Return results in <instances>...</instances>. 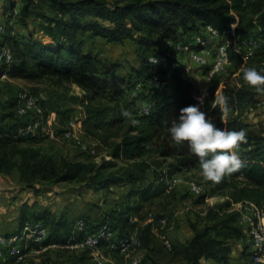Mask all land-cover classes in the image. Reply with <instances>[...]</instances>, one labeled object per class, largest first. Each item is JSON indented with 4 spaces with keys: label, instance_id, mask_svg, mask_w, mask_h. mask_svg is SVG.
Here are the masks:
<instances>
[{
    "label": "trees",
    "instance_id": "obj_1",
    "mask_svg": "<svg viewBox=\"0 0 264 264\" xmlns=\"http://www.w3.org/2000/svg\"><path fill=\"white\" fill-rule=\"evenodd\" d=\"M0 2L5 12L16 5L12 0ZM22 2L21 21L25 22L31 15L40 19L41 35L22 37L13 32L5 34L7 26L2 23L5 29L1 41L13 53V62L5 69L7 77L44 84L43 97L38 101L43 117L55 113L65 118L67 123L72 115L65 116L63 102L66 104L72 100L82 106L85 112L82 118L83 136L95 142L96 148L99 142L108 145L111 159L99 163L86 162L69 158L53 142L44 143L43 137L13 138L15 127L28 120L17 116L15 95L13 99L0 100L3 114L0 116V175L17 172L23 187L36 193L41 191L44 183H73L79 192L123 185L129 187V197L147 201L166 191L167 182L174 175L190 170L202 173L198 156L186 142L177 143L168 132L181 107L200 103L197 100L199 89L186 65L177 62L166 88L160 91L150 89L153 94L146 95L150 104L148 113L137 112L136 96L131 97L130 92L135 83H142L148 78L150 68L163 71L153 68L148 62L150 55L170 49L169 43L166 50H155L162 41H189L190 32L202 34L206 26L222 33L236 23L239 35L254 34L260 39L259 49L246 60L229 49L232 70L224 77L215 78V75L210 79L207 95L200 104L217 126L247 128L241 111L263 92L244 82L242 68L255 66L264 71V0ZM98 37L117 44L132 40L142 61L141 68L133 69L127 77L121 76L117 72L118 63L102 58L87 46L88 41ZM221 94L227 97L228 119H224L223 105L216 99ZM236 151L243 160L242 166L224 174L219 181L205 177L207 192L199 197V202L208 194H221L226 199L209 206L204 215L190 223L193 231L190 239L183 242L171 239L169 249L162 238L164 231L156 233L152 230L158 225V220L164 218L162 216L157 215L153 221L144 224L138 220L130 223L129 210L124 209L114 210L100 221L88 216L80 218L85 219L92 230L108 221L120 235L135 231L140 241L139 249L144 254L142 263L204 264V260L212 259L220 264H230L231 241L244 242L245 238L244 230L238 223L239 213L230 210V205L242 201L264 205V135H247ZM116 160H121L123 164L117 166ZM150 174L154 182H147ZM137 184L139 188L134 190L133 186ZM48 214L43 210L33 214L31 220H39L49 226ZM23 216L21 224L28 219ZM74 221H56L49 228V238L64 239ZM55 251L70 254L60 264H94L88 250ZM51 254L53 251L42 256L38 262L28 264H52ZM112 256L121 260L116 254ZM0 264L16 263L14 259L6 258L0 259ZM245 264H252L249 257Z\"/></svg>",
    "mask_w": 264,
    "mask_h": 264
},
{
    "label": "built area",
    "instance_id": "obj_2",
    "mask_svg": "<svg viewBox=\"0 0 264 264\" xmlns=\"http://www.w3.org/2000/svg\"><path fill=\"white\" fill-rule=\"evenodd\" d=\"M235 26L236 23H232L222 33L211 26H206L202 34L196 35L192 41L180 40L170 43V49L167 51L150 55L148 62L151 66L161 68L163 71L158 72L150 68V75L143 85L158 91L166 88L170 84L172 70L177 65V56L181 54H186L191 61L198 65H207L206 73L209 79L223 73L231 64L229 49L246 60L255 50L259 49L260 39L254 34L239 35ZM4 29V25L0 23V33H3ZM153 55L156 57L155 63L152 60ZM207 60H210L209 64H206ZM12 62V50L0 39V78L7 77L5 69ZM186 69L190 71L188 66ZM136 93V89H133L131 97H135ZM201 95H203L204 101L207 89L199 91L198 96ZM149 110L150 104L148 103L142 106L138 113H148ZM15 112L20 118L28 120L15 127L12 133L13 138H61L70 141L83 153L91 156L96 155V143L83 138L80 118L69 119L63 130L56 133L52 114L43 117L38 99L26 90H19L16 94ZM176 181L178 179H172L173 183ZM188 190L194 195H199L203 193L204 188L200 183L190 182ZM232 206L239 213L238 223L245 233L244 245L251 263L264 264V205L257 206L253 202L242 201L232 203ZM148 220L151 222L152 218ZM128 221L133 223L137 221V218L129 215ZM165 223V218L158 220L160 228L165 226ZM158 226L152 228L153 232H156ZM162 238L165 247L169 249L171 239L166 234ZM139 245V237L135 231L120 235L108 221L100 223L92 230L85 219L78 218L64 239L53 240L49 238V229L42 221L28 220L15 233H0V259L12 258L16 264H28V257L34 255L30 254L31 252L42 253L54 249H66L88 250L94 264H141L144 254L139 249ZM112 254L121 257V260H117ZM39 260L33 258L32 261L38 262Z\"/></svg>",
    "mask_w": 264,
    "mask_h": 264
},
{
    "label": "rangeland",
    "instance_id": "obj_3",
    "mask_svg": "<svg viewBox=\"0 0 264 264\" xmlns=\"http://www.w3.org/2000/svg\"><path fill=\"white\" fill-rule=\"evenodd\" d=\"M12 1L16 5L11 11H8L12 13L11 15H9L10 13L5 12L0 6V23H4L7 26V31L5 34H12L13 32L15 33V35L22 37H27L29 34H33L35 37H39L41 35L38 26L40 19L31 15L25 22L21 21V8L23 2L22 0ZM3 34L4 33H0V39L2 38V36H4ZM92 43H95V48L98 49L97 51L104 52L105 57L102 56V58H105L112 62H116L120 65L117 72L121 76L127 77L133 69H139L142 66L141 58L137 55L135 51L136 44L132 40H126L122 44L111 42L109 43L107 41L98 40L93 41ZM89 45L90 42L88 41L87 46ZM167 47L168 43L162 41L161 44L155 50L164 51L167 49ZM177 59L184 62L188 66L190 74L199 91L202 92L206 90L210 84V79L206 73L207 65H198L194 62H191V60H189L184 55L177 56ZM209 61L210 60H207L206 64H209ZM231 70L232 65L230 64L223 73L217 75L215 78L224 77L229 74ZM44 87L45 86L42 83L25 81L22 79H10L8 77L0 78V100L4 101L7 99H13L15 98V95L18 93L19 90H26L35 95L39 101L40 98L43 97ZM145 91L146 94H153V92H151L148 88L145 89ZM260 99V106L253 108V110L243 109L241 111V116L252 128L260 126L258 131L252 133L264 135V92L260 94ZM62 109L65 112V116L72 115L71 118H80L82 120L85 114L82 106L73 103L72 100L66 104L63 102ZM1 115L3 114L0 111V116ZM229 117L230 115L228 114L226 116V119H228ZM65 126L66 125L59 123L58 121L57 124L53 125L54 131L56 133H60ZM252 130L254 131V129ZM84 139L88 140L85 137ZM42 141L44 143L53 142L54 144L59 146V148H61L60 150L63 154L72 159L94 163H99L102 160L111 159L110 147L101 142L97 144L96 155L91 156L89 154L81 152L77 146L65 139H51L48 137H43ZM116 163L117 166H121L123 164L121 160H116ZM174 178L178 179V181L173 183L172 179ZM172 179H170L168 182L167 180L165 181L169 184L166 191H164L160 195L153 196L147 201H142L136 197H129L127 194V192L129 191V187H123V185L121 186L122 188L120 186H118V188L117 186H113V189L90 188L85 191L79 192L76 190L77 185H73V183L69 182H62L55 185H51L50 183H44L42 185L41 191L37 194H35L33 189H26L25 192L22 193V197H20V200L26 201L37 197V195H43L44 199L43 201H41V203H39L41 204L40 206L42 209L43 206L50 207L53 204V200H59L58 202H60L59 198L56 199V195L73 194L68 198H70L71 200L69 201L70 203H72L71 207L75 209L78 213V216L75 218V220L80 218L81 216H88L94 221H100L104 216L115 212L114 210L126 209L129 210V215L135 216L137 220L140 221V223L144 224L149 221V218H152L153 221L154 217L158 215L164 217L166 219V223L165 226H163L162 228L156 225V227L158 226V229H156V233H158L159 230H163L166 236H168L170 239L179 240L180 237L183 241H185L190 239L193 235L190 223L197 221L199 216L204 215L206 209L209 206L218 202H223L226 198L221 194H208L203 199V201L199 202V197L205 194L207 192V189L204 184L205 176L196 170H190L176 174L172 177ZM147 182H154L152 174H150L149 180ZM190 182H197L202 184L204 188L203 193L199 195H194L190 193L188 190V185ZM0 187L11 188L14 190V193H19L23 190V185L19 182L17 178V172H14L9 175H0ZM133 188L134 190H137V188H139L138 184L134 185ZM32 194L34 195L32 196ZM70 203H67L66 206H68ZM58 204V207H60L61 204ZM33 205L34 203L32 204V206ZM40 206L36 207L38 208ZM230 210L236 209L234 206L230 205ZM32 215L29 216L26 221L31 220V218H33ZM47 227L49 229V226ZM243 243L244 242L241 240L231 241L230 243L231 248L233 250L231 259L234 260L235 263L236 260L240 257H244L245 261L247 262L248 256H240L243 254V252L240 251L241 248L243 250L245 249ZM55 250L58 249L50 250L53 251V254H51L52 258L50 259L52 264H60V262L65 261L67 256L70 255L66 252L57 253V251ZM48 252L49 251L42 253L31 252L30 254L34 255L28 257V263H30L33 258H37V260L42 258V256H45ZM163 260H166V258H163ZM141 264L152 263L145 261Z\"/></svg>",
    "mask_w": 264,
    "mask_h": 264
},
{
    "label": "clouds",
    "instance_id": "obj_4",
    "mask_svg": "<svg viewBox=\"0 0 264 264\" xmlns=\"http://www.w3.org/2000/svg\"><path fill=\"white\" fill-rule=\"evenodd\" d=\"M152 60L155 63L154 55ZM242 77L244 82L255 86L257 91L264 92V71L255 66H245L242 68ZM216 99L227 112V97L221 94ZM197 100L200 103L188 104L179 109V114L170 123L168 132L177 143L186 142L190 150L198 156L201 172L206 178L219 181L224 174L242 166L243 160L235 149L247 139V130L217 126L200 107L203 95L198 96Z\"/></svg>",
    "mask_w": 264,
    "mask_h": 264
},
{
    "label": "crops",
    "instance_id": "obj_5",
    "mask_svg": "<svg viewBox=\"0 0 264 264\" xmlns=\"http://www.w3.org/2000/svg\"><path fill=\"white\" fill-rule=\"evenodd\" d=\"M195 36H196V34H194V33L192 34V32H190V34H189L190 40L189 41H192ZM96 40L105 41L104 39L98 37L94 40L89 41L90 42L89 47L93 50L94 53H98L101 57L102 56L105 57L104 52L97 51L98 49L95 48V43H92L93 41H96ZM164 41L168 44L171 43L170 40H164ZM181 55H184L188 58V56L186 54H181ZM189 60H191V59H189ZM178 61H180V60H178ZM180 62L185 64L182 61H180ZM191 62H193V61H191ZM147 88L148 87L143 85V83H135L134 86H132L131 91L133 89H136V91H137L136 99H135L137 112L139 111V109L142 106H144L145 104H148V97H146L147 94L145 91V89H147ZM260 104H261V99H260V95H258L255 98L254 102L246 105L243 109L253 110V108L260 106ZM51 114H52V120H53L54 124H57L58 121H59V123H62V124L66 123L65 118H61L59 115H56L54 113H51ZM51 114H49V115H51ZM227 115H228V113L225 112L224 119H226ZM259 127L252 128L251 126L248 125L246 128L247 135H250V136L255 135L256 133H252V132L258 131ZM252 129H254V131ZM117 188H118V186H117ZM26 189H30V188H24L23 187V190L21 192L14 193V190L11 188L0 187V233L9 234V233L17 232L23 225V224H21V220L24 217L23 215L27 216V218H28L32 214L39 213L43 210H46L49 213L48 214L49 215L48 221L51 224V225L49 224V228H52L55 225L54 223L60 219H62V220H75V218L78 216L77 211L71 207L72 203L69 202L71 200H70V198H68L69 196H72L73 194L56 195L55 196L56 199L59 198L60 202H58L59 200H57V201L53 200L52 201L53 204L50 207L43 206V208L41 209V206H40L41 204H39V203H41V201H43V199H44L43 195H37V197L33 198L34 200L33 199H29L26 201L20 200V197H22L21 196L22 193L25 192ZM110 189H113V188L111 187ZM37 193H39V192H37ZM37 193L35 192V194H37ZM33 195L34 194H32V196ZM32 201H36V202H32ZM66 202L70 203V204L68 206H66L67 205ZM33 203H34V205L32 206ZM58 203H60L62 206L60 205V207H58V205H59ZM36 206H40V207L37 208ZM179 240L183 241L180 237H179ZM245 250H246V248L244 250L241 248L240 251H242L243 254L240 256H247L246 254H244ZM232 252H233V250H232ZM231 256H232V253L230 254V257H229L230 264H245V262H246L244 257H240L241 259L240 258L237 259L236 263H235L234 260L231 259ZM208 263L220 264V263L215 262L212 259L204 260V264H208Z\"/></svg>",
    "mask_w": 264,
    "mask_h": 264
}]
</instances>
